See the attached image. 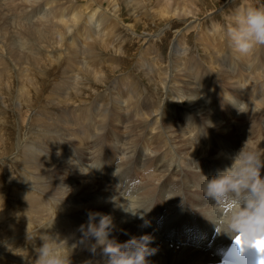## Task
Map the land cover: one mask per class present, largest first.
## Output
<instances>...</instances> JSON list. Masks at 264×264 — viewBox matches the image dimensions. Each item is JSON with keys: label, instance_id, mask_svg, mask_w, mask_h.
I'll list each match as a JSON object with an SVG mask.
<instances>
[{"label": "bare ground", "instance_id": "1", "mask_svg": "<svg viewBox=\"0 0 264 264\" xmlns=\"http://www.w3.org/2000/svg\"><path fill=\"white\" fill-rule=\"evenodd\" d=\"M199 1L92 0L88 9L95 5L105 10H91L85 13L84 19L81 20L80 11L68 0H0V40L7 60L13 65V68L9 67L10 71H0V97L6 107L12 109L14 102L18 101V110L23 113L22 119L29 116L30 120H38L39 113L31 111L42 103L44 97L43 87L37 75H49L55 68L53 60L41 55L43 50L55 56L56 61L59 58H82L83 65L72 75L73 80L77 82L75 86L80 89L74 93L77 97H81L80 94L86 95L89 90L90 96L96 94L85 107L82 104L84 105L83 101L86 99H83L82 104L72 109H58L57 106L62 105V99L68 90L67 83L62 82L59 85V79L58 85L61 89H51L48 92L53 104L52 115L46 117L45 122L38 121V125L33 129L36 131L34 135L39 132L40 136L29 135L30 139L23 131L24 127L19 125L18 135L13 132L17 141L14 146L9 144L8 147L13 146V150L18 147L17 163L20 166L26 165L30 157L34 158L35 163L31 172L26 174L30 178L21 182V187L26 192L16 194L20 209L13 210L6 203H0V231H8V234L5 232L4 235L0 232V239L6 236L9 238L12 234L22 235L18 243H23L34 251L21 252L23 259L27 255L35 264L36 249L42 243L39 237L44 234H59L62 239L67 240L70 248L73 244L76 245L70 255L71 264H105L107 256L101 248L97 247L95 252L91 251L94 240L81 242L79 229L81 225L87 224L90 212L110 215L115 225L112 237L121 243L133 236L151 235L144 226V220L150 224V219L156 218L165 226L175 214L180 213L178 237L181 248L171 249L168 245L157 247L159 239L151 235L154 241L149 246L158 249L155 255L148 257L151 264H203L215 261L210 255L211 252L216 254L223 251L229 236L216 232L217 227L212 220H216L219 213L215 202L204 197L202 176L207 177L208 174L212 177L218 170L230 166L232 157L246 141L252 146L258 145V148L264 149V132H261V125H264V46L258 47L248 55H241L233 46L232 50L231 41L223 39V36L221 39H212V42L208 41L210 48L207 44V47L204 46L207 49L203 48L205 52L211 50V53L202 56L206 58L205 62L209 64V68L201 66L193 55H186L189 46L185 38L195 30L199 32L198 36H203H200V40L205 38L206 41L211 38V32H217L224 25L217 26L219 21L214 25V20L211 23L214 26L209 24L211 28L205 27V23L202 26L205 18L201 21L198 14L212 9L203 7L207 3L205 0L200 2L201 7L197 6ZM148 3L157 6L154 14L150 11ZM221 3L226 5L225 2ZM253 3L249 2L247 5ZM3 7L12 12V17L6 19ZM221 7L218 11L222 13L228 8ZM215 11L210 12L209 20ZM112 15L119 20L120 17L124 18L133 32H136L138 21L158 24V21L167 23L176 18L185 25L182 30L177 28L173 32L168 54L151 56L147 45L139 51V55L160 63L155 74L150 68L143 67L145 64L138 55L137 60H133L138 72L136 73L141 75L147 86L152 89L150 94L139 89L132 73L126 71L123 75L125 78L122 76L121 85L119 84L123 92L117 98V92L112 94L114 85L110 81L117 75L115 70L120 64H109L110 68L112 66L111 70L104 69V66L91 68L93 53L126 52V49L116 50L110 45V34L106 38H98L99 32L95 28H109V18ZM136 15L138 20L132 18ZM209 20L208 22L211 21ZM141 35H144L145 43L153 38L148 33ZM158 35L154 37H159ZM223 35H226L225 31ZM226 43L231 49H224ZM58 46L60 48L54 50ZM225 51L230 54L227 55ZM227 56L235 58L229 59ZM234 60L240 63L241 67L240 71L235 73L238 78L220 63H230ZM250 60L258 67L252 68L248 64ZM17 70L25 71L24 76L17 73L21 77H14ZM88 78L94 81L96 90L81 85ZM16 82L24 83L18 93L21 94L19 99L13 98L18 95L14 88L12 89L16 87ZM199 84L206 88L203 94L208 104L207 109L195 87ZM104 86H108L106 90L97 94ZM51 88H55V85ZM244 88L255 102L245 103V112H240L237 118L238 126L232 130L226 122L219 121V109L226 106V99L235 100ZM151 97L156 103L152 102ZM68 98L69 95L66 96V99ZM9 118L0 114V150L6 148V140L10 139L6 135ZM65 126L67 127L62 129V133L61 128ZM237 131L240 138H237ZM9 154L6 153L7 156H10ZM135 162L145 172V180L142 183H138L131 174ZM64 168L67 170L64 171ZM185 172L197 177L199 184L192 188L188 180L185 181ZM261 176L264 177V168L261 169ZM170 177L177 183L163 188V180L167 178L166 182L170 181ZM65 187L69 189L68 193ZM131 197L137 198L145 209L150 208L144 214V220L125 213L120 207ZM7 214H17L21 217L22 227H18L17 222L11 219L7 222ZM98 220L99 217L96 222ZM11 224H14L12 228ZM21 257L19 258L22 260ZM5 258L3 257L4 260ZM11 259L20 261L16 256ZM1 260L0 264H4Z\"/></svg>", "mask_w": 264, "mask_h": 264}, {"label": "rangeland", "instance_id": "2", "mask_svg": "<svg viewBox=\"0 0 264 264\" xmlns=\"http://www.w3.org/2000/svg\"><path fill=\"white\" fill-rule=\"evenodd\" d=\"M68 1L70 3H72L76 7V9H78L80 11L81 20L84 19L85 13H89L91 10H97V9L102 10V11L105 10L104 8H101V7L95 6V5L88 9V7L92 3V0H68ZM219 1L218 0H215V1L214 0H205V2H207V3L205 5H203V7L207 6L208 8H211L212 10H209V11L205 12L204 14H201V13L198 14V15H200V16H198V18L199 19L201 18L200 19L201 21L205 18L204 20L206 22L203 20V25L202 26H204L206 24L205 27L209 26V28H211L209 24L213 23L214 20H215V24L214 25H217V23L219 21L217 26L221 27L222 24H223L224 26H222V27L225 28V32H226V28L228 27V25L232 21V17H234L233 16V12L234 11L237 12L238 10H240L239 7H241V9L244 8L245 6L246 7H249V6L253 7L254 5L256 7L257 6L258 7H264V0H252V1L251 0H242V1L241 0H219ZM248 1L252 2V3L254 2L255 4L253 3V5H251V4L247 5L249 3ZM200 2L202 3L204 1L200 0L197 3V6H199V7H201V3ZM221 2H223V3L225 2L226 5L225 4L223 5ZM149 3H148V7H149V9L151 8L150 11L154 14L155 11L158 8H157L156 5H154V6L153 5L152 6L149 5ZM243 3H245V6H244ZM221 6H223V7L226 6V8L227 7L228 8L226 10H224L223 13H222V12L218 11V8H220ZM214 10H216L215 11L216 13H212L214 16L210 19L211 21L213 20L211 22L208 18L211 16L210 12H214ZM236 12H235V14H236ZM3 13H5L6 19L12 17V12H10L9 9L7 10L6 8L3 7ZM229 14H231V15H229ZM227 15H228V17H227ZM123 16H124V14H123ZM132 18L138 20V15H136V16H134ZM229 19L231 20L230 22L227 21ZM208 20L210 22H208ZM109 22H110L109 28H102V27L95 28V29H98V32H99L98 38H106L108 36V34H110L111 35L110 45L113 46L116 50L126 49V52H125V54H123V53H119V54L118 53H93L92 67L91 68H99V67H103L104 66L105 67L104 69H106V68L108 69L109 68L111 70L112 66L110 68L109 64L110 65H112V64H120V67L117 70H115L117 75L114 78H111V81H110L111 83L113 82V85H114V88L112 89V94L117 92V94H116L117 98H119L121 96L122 92H123V89H121L122 86H120L121 85L120 83L122 82V79L124 77L123 75L126 74V71L128 73L129 72L132 73L134 81H135V83H136V85L138 86L139 89L144 90L145 91L144 93H146V94H150L152 89L147 86L146 82L144 81V78L141 75L137 74L138 72L135 70V65L134 64H135V61L138 58L137 57V55H138L139 58L142 60V62L145 64V66H143V65L142 66L150 68L152 70V72L155 74L157 72V70H158V67H159L160 63H157V62L153 61L150 58H146V57H143V56L139 55V53H140L139 51H141V49H144L145 45H147L148 46V51H149L151 56H155L156 57V56H164L165 54H168V52L170 50L169 47L171 45V41L173 40V38H172L173 32L175 30H177V28H178V30H180V29L182 30V28L185 25L183 24V22L177 21L176 18H173V20H169V22H167V23H162L161 21H158L157 22L158 24H155V23H153L151 21H147L148 23L147 22L143 23L142 21H138V24H137L138 26L136 28V32H133V29L130 27L129 23H126V21L122 17H120V20H119L118 18H116V17H114L112 15L109 18ZM80 23H81V21H80ZM145 23H146V25H145ZM149 23H150V25H149ZM151 24H152V26H151ZM156 25H157V27H156ZM214 25L211 24V26H214ZM207 30H208V28L205 29L206 32H207ZM152 31H153V33H152ZM157 32H158L159 35L157 34ZM194 32H196L197 34L194 33ZM142 33H148V35L153 36V38H151L147 43H145L143 41L144 35H141ZM198 34H199V32L194 30V31L191 32V34H189V36H187L185 38V42L189 46V49H186V55L188 53H190V55L194 56L195 61L198 62L199 64H201V66L209 68V66H208L209 64L205 62L206 58L204 59V57L206 55L210 54L211 50L205 52L203 50V48L207 49L206 47L208 45V41L209 40L212 42V39H221L222 36H223V39H227V40H229V39L227 38L226 35H223V31H221L220 29L217 32H214V33L211 32V36H210L211 38L208 39V40L206 39V41H205V38L202 39L204 41L200 40V38L203 37V36L200 35L201 36L200 37V36H198ZM157 35L159 37H154V36H157ZM198 39L200 40V42H199L200 45H199V43L197 44V42L199 41ZM201 43L204 44V45H202ZM198 45H199V47H198ZM201 45L203 47H201ZM205 45H206V47H204ZM208 46H209L208 48H210V45H208ZM228 46L229 45L227 44L226 45L227 48L225 47L224 49H231L232 48V50H233V47H232L231 44H230L231 48H230V46L229 47ZM3 48H4L3 43L0 40V55H1V58H0V71L2 73H3V71H5V72L10 71L9 67L13 68L12 62L7 60V54H5L3 52ZM59 48H60V46H58L54 50H57ZM127 49H129V50H127ZM213 51H214V49H213ZM225 53L227 55L230 54L228 51H225ZM41 55L43 57H47V58L53 60L55 68L53 69V72L51 74H49V75L48 74L37 75V78H38V80L40 82V85H42L41 87H43L42 88V92H44V94H43L44 97L42 99V103L40 105L38 104L36 108H32L31 111H36V112L39 113L38 120H30L29 116L24 117V119H22L21 115H23V113H21L20 110H18L19 102L15 101L13 106H12V109H9L8 107H6L4 105L3 99L0 97V114L10 117L9 118L10 121H8V123H7L8 124L7 125V131L8 132L6 133L7 137L9 136L10 139H8L9 141L6 140V144H5L6 148L4 150H0V152L2 151L4 153V155H3L2 152H1L2 155L0 154V203H2V202L6 203L13 210H17V208L20 209L18 207V204H17V202H19V200H18V197H16V194L20 195V194L26 192L25 190L22 189L21 182L25 181L27 178H30L26 174H29L31 172V168L33 167V165L35 163V160H34L33 157H30L28 159L29 162L26 165H23V166H20L17 163V161H16V158L19 155V152L18 153L16 152L18 150V147H17V149L13 150L14 149V147H13L14 145L13 144L16 143L15 141H17V138H16L17 136L16 135H18L17 134L18 133L17 130H19V126L20 127L21 126L24 127L23 131L25 133H27L26 136H28L30 139H31V137L29 135H31V136H35L36 135V137L40 136L39 132H37L38 134L34 135V133H36V131L34 132L33 129L38 125V123H37L38 121H43V122L47 121L46 117L52 115V113H53V104L51 103V99H50V96H49L48 92H50L51 89L60 90L61 88H60L59 85H61L62 82L64 84L67 83L68 90L65 92L64 99H62V105L57 106L58 109H61V110H65L64 108L72 109L74 106L82 104L83 102H84V105L82 104V106L85 107L96 95V94H93V95L90 96L89 94L91 93V90H89V93L87 92L86 95L85 94H80L81 97H77V95L74 93V92L80 91V89H78L75 86V83H77V82L75 80H73L72 75H74V72L77 69H79L81 65H83L82 58H79V57L78 58H74V59L59 58V60L56 61L55 58H54L55 56H53L51 54H47L45 50H43ZM202 56H204V57H202ZM214 57H215V55H214ZM227 57L229 59L235 58V57H232V56H227ZM134 58H136V59H134ZM207 58H208V56H207ZM133 60H135V61L133 62ZM231 62L228 63V61H226V63H224V62H220V63L222 65H224L226 70L230 69L229 70L230 73L234 77H236L235 73H238L240 71V68H241L240 67V63H238L236 60H234V62L233 61H231ZM235 62H237L238 64L235 63ZM79 63H80V65H79ZM233 63H235V64H233ZM248 64L251 65L252 68H257L258 67L256 64L253 63L252 60L248 61ZM231 65H232V67H230ZM255 65H256V67H255ZM74 68H75V70H74ZM56 70H57L58 73L56 72ZM17 73L19 75H21V76L22 75L24 76L25 71L24 72H21V71L18 72V70H17V72L14 73V77H15V75H17ZM200 75H198V77ZM21 76L17 75L16 77L19 78ZM25 76H27V75L25 74ZM90 76H91V79L94 80V78H92V75H90ZM41 77H43V78L47 77L44 80H48V82L44 81L43 78H41ZM50 77L52 78V80L50 79ZM53 77H55V79H57V80H55ZM193 78L196 79L195 76ZM236 78H238V77H236ZM59 79H60V82H59L60 84L58 85ZM118 79H121V81L118 80ZM126 79H127V77H126ZM86 80L88 81V85H87V81ZM89 80H90V78L85 79L83 81L84 84L82 83L81 85L82 86L85 85V86H88L91 89H95L96 90V88H95L96 85L93 84L94 81H91V80L89 81ZM114 80H116L115 84H114ZM85 81H86V83H85ZM15 84H17V82ZM262 84H263V82L260 84L261 85L260 88H262ZM53 85H55V88H51V87H53ZM56 85H58V86H56ZM23 86H24V83L20 82L19 84L16 85V87H12V89L14 88L13 90L15 91V93L18 94L19 90ZM107 87L108 86H104V87L100 88L99 91L97 92V94H102L106 90ZM195 87H196V90H197L198 94L203 99L204 106L207 109V105L208 104H207L205 96L203 94V91L206 90V88L203 85H201V84L195 85ZM113 90H115V91L113 92ZM118 91H120V92H118ZM71 94H73V95L70 97ZM67 95H69L68 99H66ZM183 95L186 98V92H184ZM84 97H86V98H84ZM13 98L19 99V98H21V94H18L16 96H14ZM73 98L75 100H73ZM83 99H86V100L83 101ZM87 99H88V101H87ZM151 100H152V102L156 103V100L154 98L151 97ZM238 101H243L244 103H246V102H252L253 103V102H255V99L249 94V92H248V90L246 88H244L243 91L239 92V95H238V97L235 100L226 99V106L225 107H221L219 109V113L221 115V117L219 118V121L226 122L228 125H230L232 127V130H234L238 126L237 125V118L240 115V112H237L236 107L233 104V103H236ZM219 106L220 105L218 103V107ZM182 108H184V107H182ZM236 113H237V115H236ZM211 114L213 115V117H215V114L213 113V111H211ZM185 117H187V115H185ZM10 125H11L12 128L10 127ZM12 125H14V126H12ZM66 127L67 126H65V128L64 127L61 128L62 133H63V130L66 129ZM261 128H262L261 132H264V125H261ZM13 132L16 134L15 136L13 135L14 134ZM237 133H238L237 138H240L239 137V131H237ZM230 138H231V135H229V139ZM30 139H27V141L29 140V142H31L32 140H30ZM7 142H9V143L7 144ZM9 144H11L13 146L8 147V146H10ZM4 151L7 154L10 153L9 154L10 156H7ZM110 153L112 154V152H110ZM63 170L66 171L67 168H64ZM131 174L134 175V177L136 178L138 183L144 182V180H145V172L141 169L140 165L136 164V162L134 163L133 171H132ZM184 177L186 179L185 181L187 182V180H188V183H189V185L192 188L197 186L199 184V182H200V180L197 177L190 176V174H188L186 172L184 174ZM170 178H171L170 181H167V182H166L167 178H165L163 180V184H162L163 188H165V186H167L169 184L174 185V184L177 183L176 180H174L172 177H170ZM194 178H196V179H194ZM162 186H160V188ZM6 216H8L7 219L5 218L7 222H8L9 219H11L13 222H17L18 227H22L21 226L22 223L20 222L21 217H18L17 214L16 215L13 214V216H9V214H7ZM13 225L14 224H11L10 227L12 228ZM5 232L2 231L1 234L4 235ZM6 234H8V231L6 232ZM23 236H25V232H23ZM8 237L11 238V240H9V238H7V236L4 238V239L7 238L6 240H4L2 237L0 239V260H1V257H2L1 261L4 264H13V263L14 264H18V262L20 264H33L30 261V259H29V257L27 255H25L26 259L25 258L23 259V257L20 256L21 252H23V251H26V250L33 251L31 248L27 247L25 244L18 243V240H20L22 238V235H20V234L18 235L17 234V236H16V234H12V235H10ZM4 241H5V243H4ZM2 243L3 244H8V245H3ZM12 243L15 244V245H13ZM1 244L3 245L4 248H2ZM7 249H10V250H7ZM4 251H6V252H4ZM9 253H12V254H9ZM33 253H34V251H33ZM1 255H4V256H1ZM15 256L20 261H18V262L15 261V260L12 261L11 258L15 257ZM3 257L4 258L6 257L5 260L3 259ZM19 257H21L22 260ZM11 261H12V263H11Z\"/></svg>", "mask_w": 264, "mask_h": 264}, {"label": "clouds", "instance_id": "3", "mask_svg": "<svg viewBox=\"0 0 264 264\" xmlns=\"http://www.w3.org/2000/svg\"><path fill=\"white\" fill-rule=\"evenodd\" d=\"M225 31L223 27L220 29ZM227 38L241 55H248L260 46H264V7H246L238 10L228 25ZM238 112H245V103H233ZM197 166V165H196ZM198 168V166H197ZM264 149L252 146L246 141L232 157L230 166L218 170L211 178L204 180V197L214 201L218 218L212 220L217 231L235 239L240 236L243 246L252 248L255 240L264 237ZM199 170V168H198ZM66 188V187H65ZM67 193L69 191L68 188ZM122 210L144 220V214L150 210L140 205L135 197L121 204ZM143 209V211H141ZM99 217L98 222L96 218ZM144 220V226L148 225ZM115 225L110 215L89 213L86 225L80 226L81 242L94 240L91 251L102 249L107 256L105 264H151L148 257L155 255L157 248L150 247L154 237L145 234L118 242L112 237ZM41 246L36 249L35 264H71L70 248L66 239L59 234L41 235Z\"/></svg>", "mask_w": 264, "mask_h": 264}, {"label": "snow or ice", "instance_id": "4", "mask_svg": "<svg viewBox=\"0 0 264 264\" xmlns=\"http://www.w3.org/2000/svg\"><path fill=\"white\" fill-rule=\"evenodd\" d=\"M234 243L238 246H243L244 244L240 236L235 237ZM252 248H254L259 254V260L257 261V264H264V237L255 240L252 244Z\"/></svg>", "mask_w": 264, "mask_h": 264}]
</instances>
